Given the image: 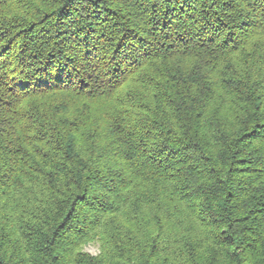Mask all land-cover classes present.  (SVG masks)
I'll return each mask as SVG.
<instances>
[{
    "label": "trees",
    "instance_id": "trees-1",
    "mask_svg": "<svg viewBox=\"0 0 264 264\" xmlns=\"http://www.w3.org/2000/svg\"><path fill=\"white\" fill-rule=\"evenodd\" d=\"M0 264H264V0H0Z\"/></svg>",
    "mask_w": 264,
    "mask_h": 264
},
{
    "label": "rangeland",
    "instance_id": "rangeland-1",
    "mask_svg": "<svg viewBox=\"0 0 264 264\" xmlns=\"http://www.w3.org/2000/svg\"><path fill=\"white\" fill-rule=\"evenodd\" d=\"M83 251L88 255L96 256L99 253V248L96 244H87L83 247Z\"/></svg>",
    "mask_w": 264,
    "mask_h": 264
}]
</instances>
